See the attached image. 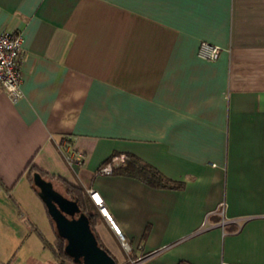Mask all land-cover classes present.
<instances>
[{
  "label": "crops",
  "instance_id": "obj_1",
  "mask_svg": "<svg viewBox=\"0 0 264 264\" xmlns=\"http://www.w3.org/2000/svg\"><path fill=\"white\" fill-rule=\"evenodd\" d=\"M0 30L21 36L22 92L0 88V264H54L29 166L95 191L136 264H264V0H0ZM115 153L180 187L99 174Z\"/></svg>",
  "mask_w": 264,
  "mask_h": 264
},
{
  "label": "water",
  "instance_id": "obj_2",
  "mask_svg": "<svg viewBox=\"0 0 264 264\" xmlns=\"http://www.w3.org/2000/svg\"><path fill=\"white\" fill-rule=\"evenodd\" d=\"M32 182L57 235L65 240L64 252L74 263L116 264L114 257L98 244L87 215L80 211L76 201L57 191L52 182L37 171L32 173Z\"/></svg>",
  "mask_w": 264,
  "mask_h": 264
},
{
  "label": "built area",
  "instance_id": "obj_3",
  "mask_svg": "<svg viewBox=\"0 0 264 264\" xmlns=\"http://www.w3.org/2000/svg\"><path fill=\"white\" fill-rule=\"evenodd\" d=\"M220 48L216 45L201 41L197 54L206 60H213L219 53ZM21 58V36L18 33H12L6 30H0V88L7 94L11 100H15L22 96L20 89L21 74L19 70V62ZM65 161L70 166H81L85 162V155L78 150H71L68 147L61 146ZM126 156L124 153L113 154L98 169V173L102 175L112 174L113 170L124 162ZM90 197L99 210L107 217L111 229L118 235L120 245L123 249L129 251L127 241L120 233V229L113 223L109 215H107L102 207L101 199L97 197V193L88 190ZM223 205V204H221ZM182 264H194L191 262H183Z\"/></svg>",
  "mask_w": 264,
  "mask_h": 264
},
{
  "label": "trees",
  "instance_id": "obj_4",
  "mask_svg": "<svg viewBox=\"0 0 264 264\" xmlns=\"http://www.w3.org/2000/svg\"><path fill=\"white\" fill-rule=\"evenodd\" d=\"M117 154V153H115ZM107 161V160H106ZM105 161V162H106ZM136 165H138V167H136ZM130 167H135L138 168L140 171H144V174L141 176L142 178H144V180L146 182H148L149 184L155 185L157 187H167V188H179L180 184L174 181H170L165 179L161 174L157 173L156 171H154L153 169H151L150 167H148L147 165L144 164H140L136 159H128L126 158V160L124 161V163L119 166L118 168H115L113 170L112 173L114 172H122L124 171V169L126 170L127 168L130 169ZM29 172H28V176L29 179L31 181V184L33 185L32 182V174L33 172L37 171L39 172L43 178L50 180L53 184V182H59L62 187H63V195L66 196L67 198L76 201V203L78 204L80 211L85 213L88 217L89 220V224L91 229L94 232L93 229V225L94 222L96 220V218L99 216V212L96 208V206L93 204L91 197L88 195V193L86 192V190L80 186V185H75V184H71L69 182H67L66 180H64L61 177L58 176H47L45 175L42 171L35 169L33 166H29ZM33 187L36 189V191H38V189L33 185ZM54 187V185H53ZM95 234V232H94ZM96 236V234H95ZM97 238V236H96ZM41 239L43 241V244L45 247H47L49 249V251L52 254L53 260H54V264H67L65 261L66 260H70L72 263H74L71 258L64 252V245H65V240L60 238L57 235V241L50 243L48 242L46 239H44L41 236ZM98 241V238H97ZM98 244L103 247L100 242L98 241ZM104 248V247H103ZM77 264V263H74Z\"/></svg>",
  "mask_w": 264,
  "mask_h": 264
},
{
  "label": "rangeland",
  "instance_id": "obj_5",
  "mask_svg": "<svg viewBox=\"0 0 264 264\" xmlns=\"http://www.w3.org/2000/svg\"><path fill=\"white\" fill-rule=\"evenodd\" d=\"M53 185H54V187H56V188L58 187L60 189V187L58 185H56L54 183H53ZM44 233H45V237H47L50 240L52 237L51 233H49L47 230ZM55 238H56L55 241H57V236ZM114 251H115L114 252L115 256H113L111 254L110 255L112 257H114L117 264H136V261L134 260L136 257L133 255H127V250L123 249L122 247H119L118 245H116ZM128 257H129V261H127ZM36 258L41 262H46L49 260L52 263V255L47 249L43 250V252L41 254L38 253V256H36ZM65 262L67 264H74L70 260H66Z\"/></svg>",
  "mask_w": 264,
  "mask_h": 264
}]
</instances>
